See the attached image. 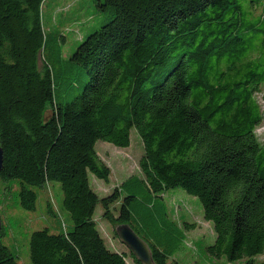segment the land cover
Returning a JSON list of instances; mask_svg holds the SVG:
<instances>
[{
	"label": "trees",
	"instance_id": "16d2710c",
	"mask_svg": "<svg viewBox=\"0 0 264 264\" xmlns=\"http://www.w3.org/2000/svg\"><path fill=\"white\" fill-rule=\"evenodd\" d=\"M68 2L0 0V180L29 210L34 187L59 181L72 221L32 232V264H141L106 242L99 203L116 235L128 224L157 264H179L196 224L172 217L177 187L201 202L212 256L264 264V0ZM133 128L141 173L100 196L89 173L111 169L96 144L127 147ZM0 264H23L1 240Z\"/></svg>",
	"mask_w": 264,
	"mask_h": 264
},
{
	"label": "rangeland",
	"instance_id": "374dc122",
	"mask_svg": "<svg viewBox=\"0 0 264 264\" xmlns=\"http://www.w3.org/2000/svg\"><path fill=\"white\" fill-rule=\"evenodd\" d=\"M68 1V3H77L75 6H78L85 0ZM67 9L68 6L62 11ZM68 36L69 41L63 45L64 55H67L74 45L73 35ZM75 38H80V35ZM258 99L264 114V84L258 93ZM256 133L264 138V116ZM96 149L101 159L111 169L109 181L98 179L89 173L90 182L100 196L109 193L129 176L141 173L139 162L144 153V145L135 128L131 131L129 146L119 147L100 140L96 144ZM34 189L37 191L36 208L29 210L19 203V184H15L14 181L0 180V216L4 226V233L0 236V240L11 248L23 264H32L30 236L33 231L48 227L52 232H58L62 230L63 221H66L68 225L72 223L68 210L62 206L63 190L59 181H49L45 186L34 187ZM165 199L172 211V217L179 224H182L183 219L188 217L196 224L194 229L187 232V241L174 252L179 264H242V261L231 263L224 257L216 258L207 251L206 245L211 243L214 233L211 223L203 218L202 205L197 197L177 187L168 190L165 193ZM94 216L106 242L113 248L128 251L127 246L115 234L111 223L103 219L100 203ZM255 258L257 261H264V253ZM128 261L129 264H136L132 258H128Z\"/></svg>",
	"mask_w": 264,
	"mask_h": 264
},
{
	"label": "water",
	"instance_id": "95a60500",
	"mask_svg": "<svg viewBox=\"0 0 264 264\" xmlns=\"http://www.w3.org/2000/svg\"><path fill=\"white\" fill-rule=\"evenodd\" d=\"M3 166V152L0 148V172ZM2 229V219L0 216V231ZM116 233L123 244H125L132 254L141 264H157L153 258L149 244L128 224L117 226Z\"/></svg>",
	"mask_w": 264,
	"mask_h": 264
}]
</instances>
